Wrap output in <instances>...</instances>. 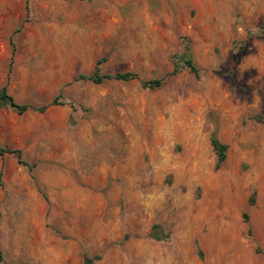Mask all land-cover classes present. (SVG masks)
I'll return each instance as SVG.
<instances>
[{"label":"rangeland","instance_id":"374dc122","mask_svg":"<svg viewBox=\"0 0 264 264\" xmlns=\"http://www.w3.org/2000/svg\"><path fill=\"white\" fill-rule=\"evenodd\" d=\"M6 84L0 264H264V0H0Z\"/></svg>","mask_w":264,"mask_h":264},{"label":"trees","instance_id":"16d2710c","mask_svg":"<svg viewBox=\"0 0 264 264\" xmlns=\"http://www.w3.org/2000/svg\"><path fill=\"white\" fill-rule=\"evenodd\" d=\"M81 1H91V0H81ZM173 62L175 66V73H178L182 69H188L191 73L198 75L199 74V68L195 64V61L193 59L192 53L189 49V47H186L185 52L183 54L175 55L173 57ZM14 63V58L11 59V69ZM79 79L84 81H91L95 84H102L106 81H124L129 82L132 80L138 79V75L135 73H117V74H102L101 69L97 68L96 71L91 76H80ZM142 86L144 88H148L151 90L159 89L162 86V80L160 79H153L149 81H143ZM59 103V98H56L53 103H51L48 106H44L41 108H35L26 104H21L15 100V98L10 94L8 84L4 85L0 89V111L2 109H12L13 111L17 112L19 115H22L30 110L38 111L40 113H44L47 111V109L50 106L56 105ZM255 120L259 123H264V115L258 114L255 116ZM212 146L214 148V151L217 155V163H216V169H220L223 163L227 159V145L223 144L219 141V139L216 136L212 137L211 140ZM6 155H16L18 158V162L21 165L28 166V164L22 160L23 153L19 150H12L4 147L0 143V157L4 158ZM0 184H1V174H0ZM160 228L159 226H155L152 230L151 237L153 239H156L158 241L163 240L164 236L160 235ZM88 264L91 263L90 259L86 260Z\"/></svg>","mask_w":264,"mask_h":264},{"label":"clouds","instance_id":"9594fccd","mask_svg":"<svg viewBox=\"0 0 264 264\" xmlns=\"http://www.w3.org/2000/svg\"><path fill=\"white\" fill-rule=\"evenodd\" d=\"M171 159H172V155H171V151L169 149V151L167 153L161 154V160L159 162V167L160 168H168ZM155 167L156 166H154V168ZM172 167L174 168L175 166H172ZM185 186L188 187L187 185H185ZM166 195H167V193L165 191H161L158 194L155 192L147 194L146 197L144 198L145 210L151 211L155 207L159 206L160 203L165 201ZM176 195H180V193H177ZM191 195H192V189L191 188H188V191L186 194L183 193L185 200H187ZM148 264H153L152 260H149ZM157 264H173V258L171 255H169L166 258L158 259Z\"/></svg>","mask_w":264,"mask_h":264}]
</instances>
